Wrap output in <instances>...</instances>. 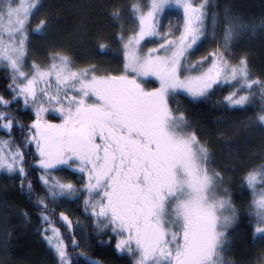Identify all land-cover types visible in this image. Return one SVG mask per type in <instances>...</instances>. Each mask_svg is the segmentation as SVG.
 <instances>
[{
    "label": "snow or ice",
    "instance_id": "obj_1",
    "mask_svg": "<svg viewBox=\"0 0 264 264\" xmlns=\"http://www.w3.org/2000/svg\"><path fill=\"white\" fill-rule=\"evenodd\" d=\"M43 7L41 0H0V69L10 81L9 98L0 95V172L26 189L52 264H104L77 251V236L86 244L93 233L107 236L109 246L114 241V253L129 264H241L231 256L232 232L243 226L264 244V157L231 169L242 173L239 186L250 193L238 207L243 196L234 198L229 169L218 170L209 142L173 102L183 95L203 104L227 90L217 106L251 109L245 126L264 131V77L234 51L246 33L264 31V18L257 25L227 6L219 12L214 0L109 5V26L119 31L98 34L95 52L110 51L104 40L114 43L121 61L114 71L102 62L80 66L67 49L29 63L30 35L47 39V19L31 29ZM170 14L178 23L165 26ZM209 40L215 46L193 61ZM21 112L30 124L20 122ZM29 168L40 172L38 187ZM77 201L91 223L88 234L79 220L56 214L61 202ZM21 216L30 219L27 211ZM256 264H264V254Z\"/></svg>",
    "mask_w": 264,
    "mask_h": 264
},
{
    "label": "trees",
    "instance_id": "obj_2",
    "mask_svg": "<svg viewBox=\"0 0 264 264\" xmlns=\"http://www.w3.org/2000/svg\"><path fill=\"white\" fill-rule=\"evenodd\" d=\"M134 0H41L43 9L35 15L32 22L40 19H47L50 22L47 39L40 38L37 34L30 35L32 57L31 60L44 62L47 52L52 50H69L78 58L77 63L85 66L89 63H105L111 66V70L117 71L121 67V61L117 58L120 53L116 51L117 46L110 40V51L107 54L97 55V35L110 38L118 28L109 26L107 16L111 11L109 5L115 4L123 7ZM219 5L216 9L222 12L224 7L254 20L259 24L264 18V0H214ZM104 5V7H101ZM31 22V23H32ZM134 27L132 24L125 26L126 31ZM85 37L81 41L80 36ZM234 51L237 56L246 54L248 56L251 70L255 76L264 77V31L257 28L255 32H248L241 37L236 44ZM9 73L0 69V95L9 98L7 95ZM224 92H218L207 103H190L185 96H177L182 109L187 111L188 118L198 126L201 138L208 141L211 150L215 153L218 170L224 172L234 198L237 199V206L244 208L250 199V193L242 191L239 186V171H231L233 168H240L242 163H249L264 157V131L256 126H245L247 119L252 116V110L248 111H222L216 102L221 99ZM175 98V99H176ZM175 107L176 104L173 103ZM23 109V105H20ZM255 107V106H254ZM34 118V117H32ZM21 123L30 124L28 114H19ZM4 133L0 131V136ZM16 136L20 137L19 131ZM29 163H33L32 157H28ZM29 179L38 187L37 178L39 171H32ZM73 182L77 177L66 174ZM25 190L20 187L19 178L0 172V264H52L48 246L40 235L37 234L39 227L36 211L24 194ZM71 204V212L62 210L70 217L84 216L82 214V202L77 201ZM22 211L29 213V220H24ZM59 208L56 209L58 216ZM71 219V218H70ZM61 231H64L63 226ZM91 228H89V233ZM231 256L240 261L241 264H256L259 255L264 254V244L254 242L251 237V230H245L243 226L232 232ZM82 251L87 257L104 261V264H129L125 256L114 253V241L109 246L107 236H96L94 233L90 239L88 248ZM83 260L84 257H81Z\"/></svg>",
    "mask_w": 264,
    "mask_h": 264
},
{
    "label": "rangeland",
    "instance_id": "obj_3",
    "mask_svg": "<svg viewBox=\"0 0 264 264\" xmlns=\"http://www.w3.org/2000/svg\"><path fill=\"white\" fill-rule=\"evenodd\" d=\"M168 20H171L174 24L175 23H178V20H177V17L175 15H172L170 14L165 20H164V24L165 26H167L168 24ZM32 22V21H31ZM39 23V21L35 22L33 21L31 23V29H35L36 25ZM30 29V31H31ZM131 31V30H130ZM149 46H152V45H149ZM215 45L211 42V40H209L208 42H206L198 52H196V54L191 58L193 61L199 59L201 56H204L205 54H207ZM29 63H31V61H29ZM149 87H153V86H158V84H155V85H148ZM177 100V98L175 99ZM174 104H176V101L173 102ZM174 107V106H173ZM53 122H58V121H53ZM55 175H57L58 177H61V178H64L66 180H71L70 178H66V174L67 173H54ZM83 207V206H82ZM59 210H66V211H70L71 212V204L70 203H63L61 202L60 203V207H58ZM74 222L76 220H79L80 221V224L81 226L84 227V231H85V234H88L89 233V228H91V223L90 221H88L85 216H72L70 217ZM77 239L81 241L82 243V247L80 250H83L85 251L89 244H90V240H88V242L85 244L82 240V238L78 235L77 236ZM94 259V258H93Z\"/></svg>",
    "mask_w": 264,
    "mask_h": 264
}]
</instances>
